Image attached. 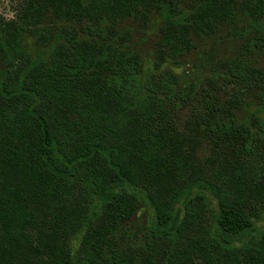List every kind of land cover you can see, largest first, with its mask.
<instances>
[{
	"label": "trees",
	"instance_id": "obj_1",
	"mask_svg": "<svg viewBox=\"0 0 264 264\" xmlns=\"http://www.w3.org/2000/svg\"><path fill=\"white\" fill-rule=\"evenodd\" d=\"M15 10L0 16V264H264V0ZM156 16V70L240 43L183 127L194 87L145 78L131 44Z\"/></svg>",
	"mask_w": 264,
	"mask_h": 264
},
{
	"label": "rangeland",
	"instance_id": "obj_2",
	"mask_svg": "<svg viewBox=\"0 0 264 264\" xmlns=\"http://www.w3.org/2000/svg\"><path fill=\"white\" fill-rule=\"evenodd\" d=\"M21 0H0V16L10 19L15 15L17 4ZM161 20L156 16L147 28H136L131 32V44L142 55L144 60V77L152 73L172 71L180 79L179 90L194 87L191 94V101L188 102L187 109L183 112L180 125L185 126L194 115L197 106H202L203 100L207 97V88L212 90L209 80H217V73L222 61L235 56L240 43L229 38L203 41L199 47L189 55L179 60H168L163 63L160 70H156L157 42L159 40V28ZM33 38L28 39L29 49L34 55L38 52L32 46ZM257 62L264 68V54L258 56ZM218 87H222L218 83ZM224 95V92L220 90ZM225 96V95H224ZM252 111L251 108L245 110V115ZM154 214L147 198H143V209L139 212L136 223L144 224L149 221ZM264 222V221H263Z\"/></svg>",
	"mask_w": 264,
	"mask_h": 264
}]
</instances>
